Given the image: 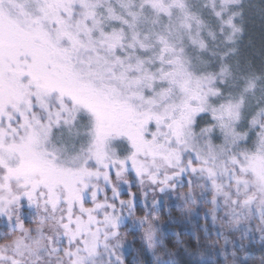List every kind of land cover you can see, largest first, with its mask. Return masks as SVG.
<instances>
[{
    "label": "snow or ice",
    "instance_id": "snow-or-ice-1",
    "mask_svg": "<svg viewBox=\"0 0 264 264\" xmlns=\"http://www.w3.org/2000/svg\"><path fill=\"white\" fill-rule=\"evenodd\" d=\"M256 7L0 0V264H127L129 233L176 264L166 198L210 206L247 264L227 235L264 240V61L240 47Z\"/></svg>",
    "mask_w": 264,
    "mask_h": 264
},
{
    "label": "trees",
    "instance_id": "trees-1",
    "mask_svg": "<svg viewBox=\"0 0 264 264\" xmlns=\"http://www.w3.org/2000/svg\"><path fill=\"white\" fill-rule=\"evenodd\" d=\"M260 20V15H256ZM256 22L255 28H253L252 37L256 43L253 48L247 51L245 56L254 58L257 66L264 61V20L254 21ZM163 208L162 218L166 222L175 220L173 223L168 224L169 232L165 233V245L169 251L176 253V264H232V257H227V262L223 254L225 248V239L223 236L218 237L216 235L217 228L213 227L211 219H205L203 214H199V217L191 218L192 221L184 222L180 224V211L176 206H171L169 211L172 217H169ZM139 213L142 215L143 212ZM172 227V228H171ZM205 229H208L205 232ZM175 231V232H174ZM227 235L228 252L233 251V245H237L236 254L241 259L247 257V264H260L261 257H264V240L261 239L259 233L254 234L251 237L244 239L240 238V234ZM139 233H130V240L136 239L135 246L137 249L142 245L138 239ZM2 242V241H0ZM218 244V245H216ZM244 245L243 250H239V245ZM131 257V256H130ZM149 260V258H148ZM147 260V261H148ZM147 261L145 264H147ZM128 264H133L132 258H129Z\"/></svg>",
    "mask_w": 264,
    "mask_h": 264
},
{
    "label": "rangeland",
    "instance_id": "rangeland-1",
    "mask_svg": "<svg viewBox=\"0 0 264 264\" xmlns=\"http://www.w3.org/2000/svg\"><path fill=\"white\" fill-rule=\"evenodd\" d=\"M252 3L255 4V5H257V7L255 9H253V10H249L248 13H247V19L245 21V32H244V35H243V37L241 39V43H240V47H241V51H242V54L243 55H246L247 54V51L252 48L251 46H253V48H254V45L256 43V40L253 41L254 38L252 37L253 36L252 35V32H254L253 31V28L256 27L255 26L256 22H254V21L264 20V19H260L259 20L256 17V15H260L259 7H258L259 6V3H260V0H252ZM253 48H252V50H253ZM131 191L134 192V193H136L137 197H139L140 200L143 199L140 196V191H139L138 188L133 187L131 189ZM181 191H185L186 192L187 189L185 188V189H183ZM123 198L126 199L127 198V195H125ZM150 201H151V196H149V202ZM171 206H176V209L179 208V211H180V218L179 219L180 220H178V221L180 222V224H183L184 222L192 221L193 219H191V218L199 217V214H203V216H204V212L207 210L208 207H210L208 205H205V206L199 207V208L193 207L192 208V211L189 213L188 210H187V206H184L182 200H179V199L167 200V198H166V202H165L164 206L161 207L158 210V212L156 213V215H157L160 223L165 226V228H164V234L170 231L169 228H168V224L175 222V220L177 219L176 218L174 220H170V221L166 222L165 219L162 218V213L161 212L163 211V208H165V211H167L166 212L167 215H169V217H172L170 215V212H168ZM140 212H142V211H140ZM137 215L138 216L141 215L139 213V206H138ZM129 235H130V233L127 236V239L128 240H130ZM228 236L230 237V234H228ZM216 245H218V244H216ZM129 258H132L133 264H137V262H139V264H145V262L148 260V258L151 259L150 254L146 256L144 254L143 248L141 247V248L137 249L136 246H135V244L133 245V250L127 255V264H128Z\"/></svg>",
    "mask_w": 264,
    "mask_h": 264
},
{
    "label": "flooded vegetation",
    "instance_id": "flooded-vegetation-1",
    "mask_svg": "<svg viewBox=\"0 0 264 264\" xmlns=\"http://www.w3.org/2000/svg\"><path fill=\"white\" fill-rule=\"evenodd\" d=\"M133 252H134V251H133ZM133 252H132V253H133Z\"/></svg>",
    "mask_w": 264,
    "mask_h": 264
}]
</instances>
